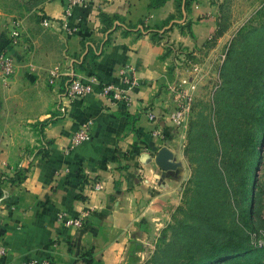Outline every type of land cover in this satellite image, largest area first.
<instances>
[{"label": "crops", "instance_id": "1", "mask_svg": "<svg viewBox=\"0 0 264 264\" xmlns=\"http://www.w3.org/2000/svg\"><path fill=\"white\" fill-rule=\"evenodd\" d=\"M148 2L83 0L72 9V33L59 23L65 0H38L31 8L57 22L47 28L38 15L34 22L0 9V49L7 47L17 66L9 79L0 76V175L24 171L19 183H4L0 196V264H86L81 255L87 251L90 264L136 263L148 235L176 202L174 174L155 163L158 150H173L176 140L177 127L166 116L173 107L167 87L190 77L195 59L211 72L228 30L217 35L222 0H194L187 15L161 29L175 2L158 10ZM102 15L113 19L111 26ZM11 18L21 21L18 46L8 42ZM141 19H148L147 28H128ZM166 48L172 52L164 57ZM56 66L64 75L50 84ZM122 67H131L137 81L128 105L99 94L100 84L128 88L119 76ZM73 74L98 84L91 94L69 100L65 91ZM49 118L54 122L40 130L36 124ZM85 122L91 123L90 138L72 147V135ZM156 128L161 135L153 134ZM88 179L101 180L103 189L85 192ZM76 218L81 227L64 224Z\"/></svg>", "mask_w": 264, "mask_h": 264}, {"label": "trees", "instance_id": "2", "mask_svg": "<svg viewBox=\"0 0 264 264\" xmlns=\"http://www.w3.org/2000/svg\"><path fill=\"white\" fill-rule=\"evenodd\" d=\"M167 1L149 0L148 8L158 10ZM193 1L174 0L175 13L162 21L160 29L181 18L182 4L188 12ZM102 20L108 27L113 23L105 15ZM144 20L127 26L141 24L147 28ZM223 32L219 26L217 35ZM171 52L166 48L164 57ZM221 78L213 107L201 108L189 123L186 154L193 165L192 175L184 207L179 209L182 219L163 250L165 259L175 264H229L237 259L246 262L244 258L251 252L246 239L256 225L254 171L264 134V23L233 38ZM53 122L49 118L36 125L41 130ZM23 172L19 170L12 177L0 175V196L4 183H19ZM81 260L90 264V251L83 253Z\"/></svg>", "mask_w": 264, "mask_h": 264}, {"label": "rangeland", "instance_id": "3", "mask_svg": "<svg viewBox=\"0 0 264 264\" xmlns=\"http://www.w3.org/2000/svg\"><path fill=\"white\" fill-rule=\"evenodd\" d=\"M37 1L0 0V9L19 18L27 16L35 22L37 15L40 20V13L31 12V8ZM219 7L220 19L217 30L219 31L220 26L223 27L224 32L227 30L228 32L217 49L218 59H215L209 68L211 72L208 75L212 76V73H215V76L211 80L206 78L199 84L193 95L186 127L177 128L176 140L172 145L171 152L173 155L175 154L174 160L178 164V167L171 172L174 174L177 184L174 190L176 202L166 208L167 211L164 218H161L160 225H156L154 231L148 235L138 262L132 264H175L171 259H165L167 254H164L163 250L172 241L173 229L177 226V221L182 219L179 209L184 207L185 194L192 175L193 165L189 162L186 154L189 123L195 119L197 111L201 108L207 106L211 109L213 107L212 100L222 84L221 67L233 38L264 23V0H222ZM181 14L182 17L187 15L184 3L181 6ZM213 44L209 43L206 46L210 48ZM195 61L200 62L199 59H195ZM253 200V221L256 225L251 231H248L246 239L251 247V252L244 258L246 262H243V259H237L229 264H264V134L260 142L259 158L254 171Z\"/></svg>", "mask_w": 264, "mask_h": 264}, {"label": "built area", "instance_id": "4", "mask_svg": "<svg viewBox=\"0 0 264 264\" xmlns=\"http://www.w3.org/2000/svg\"><path fill=\"white\" fill-rule=\"evenodd\" d=\"M23 2H28L30 0H20ZM83 0H65L63 16L60 18L59 23L66 32L72 33L76 31V27L69 24V18L72 16V9L75 5L81 4ZM148 19H145L146 23ZM40 24L47 28L52 27L57 24L56 21L40 15ZM4 25V24H3ZM8 29V42L9 45L18 46L20 44L21 37V21L18 18H11V20L6 24ZM190 65V63H189ZM17 71V66L14 61L13 56L10 54L7 47L0 49V76L2 79L6 80L12 77ZM191 75L190 77H181L178 81L172 82L168 85V93L173 101V107L166 113L167 119L171 125L177 128H185L186 121L191 111V103L193 100V95L198 88L199 84L209 78L208 68L201 62L191 63ZM63 74L59 67H55L50 72V77L48 82L54 84ZM119 76L123 83L127 85L128 88H120L114 84H100L99 94L102 95L108 102L123 101L126 105L131 103V97L128 94V90L132 86L137 84V81L133 77V72L131 67H122L119 70ZM211 76V75H210ZM212 76H215L212 75ZM211 80V79H210ZM98 84V81L94 77H90L88 80H83L74 74L68 81L65 96L69 99H76L85 97L93 91V86ZM146 117L149 121H154L156 116L153 112L147 111ZM91 123L85 122L81 124L75 133L72 135L71 143L72 147L77 146L90 138ZM154 135H161L160 129L153 130ZM85 192L100 191L103 189V182L99 179H88L82 185ZM63 215L60 214L58 218H62ZM66 226L81 227L82 218L76 219H66L64 221ZM5 254V249L0 247V256ZM25 264H55L48 260H32Z\"/></svg>", "mask_w": 264, "mask_h": 264}, {"label": "water", "instance_id": "5", "mask_svg": "<svg viewBox=\"0 0 264 264\" xmlns=\"http://www.w3.org/2000/svg\"><path fill=\"white\" fill-rule=\"evenodd\" d=\"M139 29H143L142 25L138 26ZM156 165L164 171H172L178 167V164L174 160V155L169 148L162 146L155 157Z\"/></svg>", "mask_w": 264, "mask_h": 264}]
</instances>
